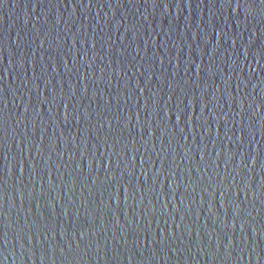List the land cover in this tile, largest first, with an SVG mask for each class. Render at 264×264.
<instances>
[{
	"label": "water",
	"instance_id": "water-1",
	"mask_svg": "<svg viewBox=\"0 0 264 264\" xmlns=\"http://www.w3.org/2000/svg\"><path fill=\"white\" fill-rule=\"evenodd\" d=\"M261 101L262 0H0V264H264Z\"/></svg>",
	"mask_w": 264,
	"mask_h": 264
},
{
	"label": "snow or ice",
	"instance_id": "snow-or-ice-1",
	"mask_svg": "<svg viewBox=\"0 0 264 264\" xmlns=\"http://www.w3.org/2000/svg\"><path fill=\"white\" fill-rule=\"evenodd\" d=\"M262 2H264V0H262ZM41 43H43V41H41ZM141 91H143V89H141ZM73 94H74V92H73ZM261 103H264V101H261ZM177 120H179V116H177ZM0 130H4V120H3V113H2V111H0ZM0 142H2V141H0ZM22 171V170H21ZM197 171H199V169H197ZM109 173H110V169H109V171L108 172H106L105 173V176H104V179L105 180H109L110 179V175H109ZM173 175H175V173H173ZM4 188V185H3V183L2 182H0V190H2ZM221 195L222 196H225V193L224 192H221ZM226 197V196H225ZM241 211V210H240ZM65 214H67V211L65 210ZM88 227L89 228H91L92 227V225L91 224H89L88 225ZM89 232L88 231H85V230H80L79 231V236L81 237V238H84V244H83V247L85 248V250L87 249V247H89L90 246V244H89V242H88V237H89ZM61 235H64V233H61ZM6 242V241H5ZM77 246H81V242H80V240H77ZM69 247H71V245H69ZM61 251L63 252L64 251V249H61Z\"/></svg>",
	"mask_w": 264,
	"mask_h": 264
}]
</instances>
